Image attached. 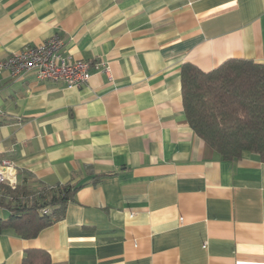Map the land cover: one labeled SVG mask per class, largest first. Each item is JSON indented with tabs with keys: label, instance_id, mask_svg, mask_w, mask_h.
Masks as SVG:
<instances>
[{
	"label": "crops",
	"instance_id": "0c3cea01",
	"mask_svg": "<svg viewBox=\"0 0 264 264\" xmlns=\"http://www.w3.org/2000/svg\"><path fill=\"white\" fill-rule=\"evenodd\" d=\"M53 35L91 78L0 72V162L82 185L37 237L0 233V264H264V162L221 158L181 85L186 62L264 64V0H0V60Z\"/></svg>",
	"mask_w": 264,
	"mask_h": 264
},
{
	"label": "trees",
	"instance_id": "16d2710c",
	"mask_svg": "<svg viewBox=\"0 0 264 264\" xmlns=\"http://www.w3.org/2000/svg\"><path fill=\"white\" fill-rule=\"evenodd\" d=\"M184 110L194 131L225 159H240L246 152L264 162V64L231 57L205 71L186 62L181 68ZM79 183H40L28 178L15 186L0 184V233L12 231L35 238L64 218ZM22 264H52L48 251L27 249Z\"/></svg>",
	"mask_w": 264,
	"mask_h": 264
},
{
	"label": "built area",
	"instance_id": "2783aa9c",
	"mask_svg": "<svg viewBox=\"0 0 264 264\" xmlns=\"http://www.w3.org/2000/svg\"><path fill=\"white\" fill-rule=\"evenodd\" d=\"M64 45L61 36L53 35L38 44L26 46L0 60V72L8 71L12 77L34 73L42 80L62 81L70 88L82 87L91 78V64L66 54ZM4 182L12 186L18 183L15 169L8 161L0 162V184Z\"/></svg>",
	"mask_w": 264,
	"mask_h": 264
},
{
	"label": "bare ground",
	"instance_id": "6f19581e",
	"mask_svg": "<svg viewBox=\"0 0 264 264\" xmlns=\"http://www.w3.org/2000/svg\"><path fill=\"white\" fill-rule=\"evenodd\" d=\"M1 170H3V169H1Z\"/></svg>",
	"mask_w": 264,
	"mask_h": 264
}]
</instances>
